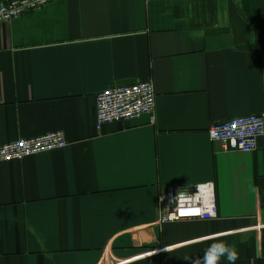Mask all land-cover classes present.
Segmentation results:
<instances>
[{"label":"crops","instance_id":"crops-1","mask_svg":"<svg viewBox=\"0 0 264 264\" xmlns=\"http://www.w3.org/2000/svg\"><path fill=\"white\" fill-rule=\"evenodd\" d=\"M139 80L153 116L97 129L96 95ZM261 112L264 0H55L0 22V145L67 140L0 161V264H192L213 237L264 264V135L241 152L207 133ZM202 182L216 218L159 224L166 187Z\"/></svg>","mask_w":264,"mask_h":264},{"label":"built area","instance_id":"built-area-1","mask_svg":"<svg viewBox=\"0 0 264 264\" xmlns=\"http://www.w3.org/2000/svg\"><path fill=\"white\" fill-rule=\"evenodd\" d=\"M55 0H9L0 4V22L17 19L22 14L40 9ZM155 91L151 80L109 87L96 95V128L103 124L137 120L153 116ZM208 136L218 142L222 151L252 152L264 135V112L231 117L212 122ZM67 140L62 130L46 132L30 138H18L0 145V161L21 159L41 152L63 148ZM197 186H202L197 189ZM180 190L195 194L183 208L171 199ZM159 224L188 219H214L218 216L213 182L180 184L166 187L159 196Z\"/></svg>","mask_w":264,"mask_h":264},{"label":"clouds","instance_id":"clouds-1","mask_svg":"<svg viewBox=\"0 0 264 264\" xmlns=\"http://www.w3.org/2000/svg\"><path fill=\"white\" fill-rule=\"evenodd\" d=\"M202 186H197V189ZM196 193L190 194L188 191L180 190L176 196H174L170 203L175 204V207L183 208L186 203L191 201L195 197ZM215 242L208 245V247L204 250L202 257H197L192 260V264H221L222 260H226L227 264H235V262L239 259V252L234 246H230L223 239H218L213 237ZM164 251L170 252L172 249L170 247H166ZM155 251H149L142 253L140 256L136 257V259H145L155 255Z\"/></svg>","mask_w":264,"mask_h":264}]
</instances>
